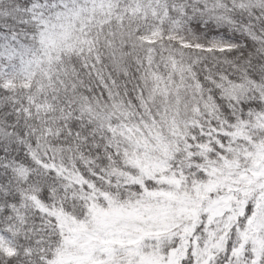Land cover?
<instances>
[{"label":"snow or ice","instance_id":"1","mask_svg":"<svg viewBox=\"0 0 264 264\" xmlns=\"http://www.w3.org/2000/svg\"><path fill=\"white\" fill-rule=\"evenodd\" d=\"M0 264H264V0H0Z\"/></svg>","mask_w":264,"mask_h":264}]
</instances>
